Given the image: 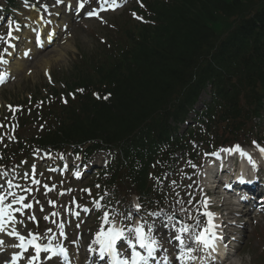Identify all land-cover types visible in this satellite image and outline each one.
I'll use <instances>...</instances> for the list:
<instances>
[{
	"label": "trees",
	"instance_id": "1",
	"mask_svg": "<svg viewBox=\"0 0 264 264\" xmlns=\"http://www.w3.org/2000/svg\"><path fill=\"white\" fill-rule=\"evenodd\" d=\"M151 5L158 25L123 28L112 50L93 59L94 72L78 76L73 85L82 90L60 107L59 125L45 134L47 143L88 144L87 154L112 147L119 162L115 171H132L154 141V125L156 139L173 147L184 144L159 124L172 115L182 120L207 79L224 107L219 121L241 130L244 118L260 113L264 0H156ZM174 94L179 106L172 104ZM212 113L205 114L211 128Z\"/></svg>",
	"mask_w": 264,
	"mask_h": 264
},
{
	"label": "rangeland",
	"instance_id": "2",
	"mask_svg": "<svg viewBox=\"0 0 264 264\" xmlns=\"http://www.w3.org/2000/svg\"><path fill=\"white\" fill-rule=\"evenodd\" d=\"M17 1V12L29 15L30 10H34L35 8H38V3L43 2V4H47L48 7H50L51 11H47V14H50L51 12L56 14L58 11V5L56 6L55 0H16ZM39 1V2H38ZM92 6H96L98 3V0H91ZM96 2V3H95ZM136 3L140 4V0H131L130 7L134 4L133 7H136ZM1 5L6 6L7 3L5 0H1ZM63 10V9H61ZM141 9H138L139 11ZM132 9H127L124 12L119 11L114 14L108 12L103 13L100 16H98L95 19L92 20H86L83 18H79V20H73V23L71 24L68 31H66L55 43L53 47L48 48V50H45L38 54L33 60L29 59L26 66L23 67V70L15 71L10 78V81L7 82L3 87L0 88V120L8 119L7 116H10V113L12 112L9 109V105L16 104L18 101H22L28 98V96L32 95L33 92H42L43 95H46L47 92L51 88L55 89H62L64 88L62 85H60L59 80L61 79L63 83H69L73 81V78H75V75H78V68L77 66L81 67L83 62L88 57H93L95 55L96 51L102 50L106 47V44L116 35L115 28L118 24H122L123 22H126L128 18H132ZM51 13V14H52ZM20 15V14H19ZM22 16V15H21ZM72 16V13H71ZM19 20V17L17 18V15H13L11 19ZM10 19V18H9ZM8 19V20H9ZM133 19V18H132ZM2 27L0 28V37L3 36V32H6V29ZM60 27L58 28V30ZM27 30L24 29V34L22 37V40L25 37V32ZM7 37V36H6ZM9 38V37H8ZM2 41L0 40V53L7 54L4 50L6 48H3L1 50ZM18 43V42H17ZM19 44H17V47H19ZM4 46V45H3ZM21 51V49L19 48ZM64 52L65 57H60L59 53ZM17 54V53H16ZM20 52L18 53V55ZM17 55V56H18ZM15 59L13 61V64L11 67L15 69L14 63L16 62L17 58L10 57ZM45 60H49V68L48 71H46L43 67H40V64L44 62ZM77 65V66H76ZM86 68L88 65L86 63L83 64ZM88 71V69H86ZM48 72L51 73L50 77H47ZM49 76V75H48ZM53 78V79H51ZM54 79H56L57 85L54 86L53 84ZM50 84V85H49ZM66 86V85H65ZM39 95V93H38ZM210 98L209 91H206L203 93L200 101L197 103L196 110L202 109L204 104L208 102ZM13 116V115H12ZM193 116V114H191ZM1 127V126H0ZM35 132L33 130L30 131ZM53 156L52 162L57 161L58 163L61 162L62 157ZM60 159V160H59ZM38 165H39V174L34 180V172L28 167H24L21 172H19V176L21 178L28 182L33 188V193L30 198L24 200L19 206V210L24 209V204L26 205H32L34 204L36 200L39 202L36 203V206L34 208H29L28 210L23 211L21 214H19L18 219L19 226H21L23 229H32L34 226L31 224V218L33 215H38L43 217L42 222L40 224V228L42 229V226L48 225L46 223V220L44 219L47 214L46 210L50 203V200H54V198H57V195L59 194V191L63 187L64 184L62 183L61 177H57L56 175H49L44 168V162L41 160V158L37 159ZM72 161V159H70ZM10 171L8 172H1L0 174H3L4 177L8 175ZM16 175H13L12 179H17L15 177ZM17 176V177H19ZM92 176H96L94 173ZM3 177V176H2ZM41 179L42 183L38 184L37 179ZM92 180L89 185L92 187L95 185V180ZM5 182L2 183V179L0 178L1 186L3 187L8 185V177H5ZM65 181V179H63ZM37 181V182H36ZM90 181V180H88ZM56 184L58 186V192L54 191L50 194H47V191L45 189L46 185L52 186ZM83 184V183H82ZM88 182L84 183V185H87ZM83 185V186H84ZM0 186V196H4V188H1ZM81 193L75 194L76 196H81ZM7 194L5 199H8ZM175 198H178L175 194H173ZM185 195H187L185 193ZM73 195H70V198ZM187 198V196H185ZM9 199L10 201L13 200ZM194 199V196H191L190 198H187V200H184V203H181L182 208L184 209V212L186 210H189V206L191 201ZM8 200V201H9ZM90 204H92L91 200ZM103 201V202H102ZM97 201L98 204H92V206H96L97 211L94 210L93 215L85 222V226L82 229V234H80V230L78 229V226L76 223L70 224L72 226V233H71V240L70 244L73 248V251L80 250V257L85 259V247L89 245L92 233L96 230H99L101 226V218L103 216V211L110 208V204L108 200L104 197L103 200ZM10 204V203H9ZM39 205V207H38ZM13 209V206L11 204V208L9 209L10 213ZM99 211V212H98ZM17 219V220H18ZM16 220V221H17ZM15 221V222H16ZM22 222V223H21ZM81 224V223H80ZM82 225V224H81ZM248 234H244L246 239V244H244L240 249H238V252L236 256L233 258L231 263L227 264H261L260 256L264 254V240L258 239L257 232L263 231L264 234V220H261L259 217L255 224H251L248 227ZM91 234V235H90ZM7 252V250H4ZM10 256L8 254H4V260L0 264H6V262H10ZM22 264V263H20ZM24 264V263H23Z\"/></svg>",
	"mask_w": 264,
	"mask_h": 264
},
{
	"label": "snow or ice",
	"instance_id": "3",
	"mask_svg": "<svg viewBox=\"0 0 264 264\" xmlns=\"http://www.w3.org/2000/svg\"><path fill=\"white\" fill-rule=\"evenodd\" d=\"M55 2L56 4H61V3H64L65 0H55ZM89 2L90 0H78L75 6V11L79 13L81 10L85 8V5ZM105 5L114 7L115 0H111V3H110V0H102V3L100 4V11L105 10L104 8ZM67 6L69 7V9L72 8L71 4H68ZM43 7L45 11H47V5H44ZM87 15L90 17L98 16L99 12L96 9H92L87 12ZM41 19H43V17H41ZM48 23H51V21H48ZM15 30L19 31V26H17ZM7 35L9 37H12V25L11 24H9V32L7 33ZM0 40H4V37H0ZM36 40H37V43L39 44L40 43L39 36L36 37ZM9 47H14V45H9ZM4 51L7 52V49H5ZM23 55L27 56L29 55V53L26 51L23 53ZM0 63L2 64L8 63V61L4 59L3 53H0ZM5 79H6V75L0 74V83L4 82ZM224 151L229 152V153L239 152L241 156H244L247 158L249 164L252 166L254 170L257 168L256 162L252 159V157L248 153L244 152L240 148L239 145H236L233 149H225ZM259 151L261 155L264 156V148H260ZM213 155H215V153H213ZM76 175H79V173L77 172ZM251 182L252 181L246 180L242 174L239 177H237V183L243 184V183H251ZM4 199H5L4 196H0V232L5 231L4 225L6 222L5 221L6 217L8 221L15 222V218L11 215L9 211V209L11 208V204L5 205ZM242 199H246V197H242ZM22 200L23 198H21V201ZM21 201H16V202L19 203ZM207 206H208V201L205 200L204 207L207 208ZM24 207L30 208L31 205H24ZM136 207L138 209L139 205H136ZM17 211H19V209H17ZM203 215L208 217V221H207L205 228L202 231H200L198 234H194V236L190 237V239H193L195 244L203 246L204 248H209V247L215 248L216 241L223 239V237L220 236L216 231V229L219 226L214 223L215 214L211 212H205ZM32 219H34V217H32ZM45 219H47V217H45ZM103 220L105 224L110 223L108 219V213H105ZM162 226L166 227V225H162ZM198 226H199V221H197V224H196V227ZM190 228H192V226L186 225V224L182 225L179 229H177V234L174 237L175 240L180 242L182 256H183V249H184V240L182 239L180 234L188 233L190 231ZM128 231L129 233H134L135 241L136 243L139 244V247L147 250V257L140 255V253L135 250L136 245L133 243V239L125 235L124 229L122 228L118 229L115 226H113L109 228L107 232H105L102 228L100 232L97 233V238H96L95 243L100 245V258L104 259L105 254L107 253L112 258L113 264H128L127 260H121L118 258L119 254L116 249V244H117V241L121 240L122 238L126 240L127 246L132 249V254H131L132 264H141V262H143V264H147L148 258L153 257L157 249L162 247V244L160 243V241H158V239L154 235H152L153 228L151 226L149 227L147 233L144 232L143 224H140L134 228H130ZM8 235L15 237L16 240L20 241V243L17 244L13 242L7 245V247L21 248L27 251L28 245H31L35 249V255L31 256L28 259V264H33V262L39 258L41 252L51 253V256L48 257L50 260L53 257H61V256L65 258L67 257V251L64 247L59 246V247L53 248L50 244L46 246H41L40 244L36 243L37 236L31 233H29V236H31V239L27 241H26V238L20 235V233L15 228H13L12 231L8 233ZM4 246H5V241L0 239V248H3ZM20 258L22 257L19 253L13 254L11 257L10 264H17V261ZM6 264H8V262H6ZM55 264H60L59 259H56Z\"/></svg>",
	"mask_w": 264,
	"mask_h": 264
},
{
	"label": "bare ground",
	"instance_id": "4",
	"mask_svg": "<svg viewBox=\"0 0 264 264\" xmlns=\"http://www.w3.org/2000/svg\"><path fill=\"white\" fill-rule=\"evenodd\" d=\"M67 1H72V0H67ZM30 18H31V25H32V27H34V24H35V21L37 22L36 24H38L40 27H42V29H43V33H45V35L48 33V31H50V30H52V29H54L55 31H56V29H57V26H58V24H57V22L55 21V18H51L49 21H51V23H48V22H44V23H41V22H39L38 21V17H37V14L35 13V14H32L31 16H30ZM66 19H68V18H66ZM29 27H31V26H29ZM31 29V28H30ZM29 34H30V37L32 38V36L33 37H35V34H34V32H30L29 31ZM29 34H28V37H29ZM54 36V35H53ZM55 37H56V35H55ZM38 50V47H37V45H34V43H32V41L31 40H29V38H28V40H27V46L25 47V49H24V51H23V53L24 52H28L29 54H31L32 52H34V51H37ZM35 54H37V52H35L34 53V55ZM65 53L64 52H60L59 53V55H60V57H65V55H64ZM25 57V56H24ZM23 57V55L21 56V61H17V64H16V66H15V68H17L16 69V71H19V70H23V66L25 65V58ZM49 60H45L44 62H42L41 64H40V67H43L44 69H48L49 67ZM243 160V159H242ZM243 164L245 165V161L243 160ZM5 230H6V227H5ZM9 237V235H6L5 237H3L4 239H5V246L4 247H7V245H9V244H11V243H13V242H15V240H13V239H10V238H8ZM16 243V242H15ZM3 247V248H4ZM8 249H9V252L11 253V252H13L15 249L14 248H11V247H8ZM222 252V254H224V252L223 251H221ZM1 257V256H0Z\"/></svg>",
	"mask_w": 264,
	"mask_h": 264
}]
</instances>
